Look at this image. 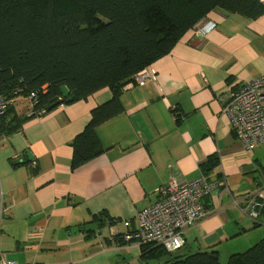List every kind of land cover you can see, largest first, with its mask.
<instances>
[{"label": "crops", "instance_id": "0c3cea01", "mask_svg": "<svg viewBox=\"0 0 264 264\" xmlns=\"http://www.w3.org/2000/svg\"><path fill=\"white\" fill-rule=\"evenodd\" d=\"M204 21L213 24L206 36L195 37L191 29L147 67L154 83L138 87L130 81L123 87V112L94 129L102 153L77 169L70 167L71 144L92 111L111 100L108 88L20 119V130L12 135L0 132L4 259L156 264L144 262L141 246L123 236L135 230L136 216L156 201L159 187L171 177L195 180L212 157L219 163L211 178L218 175L224 188L204 198L207 214L186 233L177 255L216 252L219 259L222 250L242 254L238 249L247 251L264 239L263 221L255 223L242 212L244 199L264 187L256 170L260 158L244 150L222 114L230 92L264 74V15L249 20L216 9ZM173 109L181 121L173 120Z\"/></svg>", "mask_w": 264, "mask_h": 264}, {"label": "trees", "instance_id": "16d2710c", "mask_svg": "<svg viewBox=\"0 0 264 264\" xmlns=\"http://www.w3.org/2000/svg\"><path fill=\"white\" fill-rule=\"evenodd\" d=\"M216 9L249 20L264 15L258 0H0V94L8 102L0 132L12 135L28 118L16 115L18 99L34 95L31 119L108 88L111 100L92 111L71 144L70 167L77 169L102 153L94 129L123 112V87ZM218 163L212 157L200 166L208 182L222 181L211 178ZM141 259L220 264L216 252L179 256L153 246H141ZM225 264H264V239Z\"/></svg>", "mask_w": 264, "mask_h": 264}, {"label": "built area", "instance_id": "2783aa9c", "mask_svg": "<svg viewBox=\"0 0 264 264\" xmlns=\"http://www.w3.org/2000/svg\"><path fill=\"white\" fill-rule=\"evenodd\" d=\"M259 2L264 6V0ZM212 28L211 22L204 21L197 24L192 33L195 37H204ZM131 81L143 87L154 83L155 78L145 68L134 75ZM32 98L33 94L26 100L30 106L29 112L25 113L28 118L33 110ZM7 106L8 102L0 94V122ZM222 114L228 118L234 135L245 151L252 152L264 146V74L230 92L225 99ZM42 115L43 112H38L34 117ZM172 117L175 122L183 119L176 114V109H173ZM223 188V182H208L202 175L187 183L171 177L155 191L156 201L138 213L136 228L123 236L124 242L160 247L168 254L180 251L186 244V233L207 214L204 198ZM244 204L242 212L248 219L255 223L259 219L264 220V187L247 196ZM0 264L18 263L7 261L0 255Z\"/></svg>", "mask_w": 264, "mask_h": 264}, {"label": "rangeland", "instance_id": "374dc122", "mask_svg": "<svg viewBox=\"0 0 264 264\" xmlns=\"http://www.w3.org/2000/svg\"><path fill=\"white\" fill-rule=\"evenodd\" d=\"M14 103H15V105H16V107H17V109L19 111L23 112L24 114L27 113V112H29L30 106H29V104H28V102L26 100L19 99V100L15 101ZM260 148L261 149H258L257 148L255 151L253 150L251 153H254L257 158H260V161H259L260 162V165H258L256 167V170H258V174L260 176H262V182H264V177H263V172H264V148H262V147H260ZM257 154H259V155H257ZM260 220L264 221L263 219H260ZM248 240H249L248 242H246L244 239H242L241 241H244L243 243L246 242V245H247L249 242L252 241V238L250 237ZM248 246H251V245H248ZM244 250L245 249H238V252L244 253L245 252ZM228 254H232L233 255V254H236V253H234L232 251H228V250H222L221 251V257L219 258V260H220L219 263L220 264H225L227 262Z\"/></svg>", "mask_w": 264, "mask_h": 264}, {"label": "water", "instance_id": "95a60500", "mask_svg": "<svg viewBox=\"0 0 264 264\" xmlns=\"http://www.w3.org/2000/svg\"><path fill=\"white\" fill-rule=\"evenodd\" d=\"M62 93H63L64 96H67L68 95L67 89L66 88H62ZM28 157H29V155H28ZM30 159H31V157H30Z\"/></svg>", "mask_w": 264, "mask_h": 264}]
</instances>
